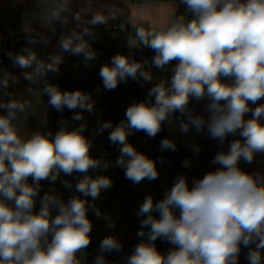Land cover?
<instances>
[{"label":"clouds","instance_id":"9594fccd","mask_svg":"<svg viewBox=\"0 0 264 264\" xmlns=\"http://www.w3.org/2000/svg\"><path fill=\"white\" fill-rule=\"evenodd\" d=\"M26 2L32 9L20 27L25 44L4 53L19 74L0 67V264H87L80 254L92 243L89 213L106 218L96 201L113 187L104 173L118 167L133 185L159 179L157 161L129 137L143 132L155 139L165 126L216 141L219 150L209 163L218 167L193 177L191 186L186 174L177 173L161 199L145 196L135 212L143 217L139 242L121 257L123 264H239L242 246L247 264H264V173L240 167L264 156V0H178L159 26L147 15V4L138 8L135 22L125 23L122 9L93 7L91 0H83L84 8L74 7V0H14ZM179 5L183 14H177ZM110 20L120 21L116 28L128 52L99 67L103 90L129 79L141 88L151 85L117 124L96 119L92 135L108 133L119 153L114 164L94 157L93 140L85 135L84 113L97 111L93 93L52 82L66 57L82 58L73 67H92L99 56L93 47L97 29ZM145 49L154 55L136 60L134 53ZM153 68L170 78L158 79ZM45 96L41 127L29 131L22 124L37 115ZM48 108L61 114L55 132L48 128ZM65 110L70 120L63 118ZM159 151L175 153L177 142L165 137ZM191 151L199 156L201 146L193 142ZM191 166L190 159L180 162L181 169ZM57 182L73 193L67 200L51 187ZM158 239L172 246L167 253L157 248ZM123 250L116 235H107L91 264H108L106 254Z\"/></svg>","mask_w":264,"mask_h":264},{"label":"trees","instance_id":"16d2710c","mask_svg":"<svg viewBox=\"0 0 264 264\" xmlns=\"http://www.w3.org/2000/svg\"><path fill=\"white\" fill-rule=\"evenodd\" d=\"M32 9L31 3L16 4L14 0H0V59H3L5 66H11L7 56L4 55L7 51H19L24 46L25 41L23 33L20 31L21 23L25 15L30 14ZM185 6L180 5L177 14H183ZM190 17V14H189ZM125 23L127 18L121 17ZM119 21V20H118ZM117 21V22H118ZM114 21H109L107 26H101L97 29L98 39L93 43L96 50L102 53L98 60L101 63L92 65L91 68H75L71 66H61L60 87L64 90L81 89L93 93V99L96 101L97 111L94 114L84 113L88 121V132L85 135L93 140L92 155L97 158H103L111 161L113 164L119 153L116 146L110 145L105 132L101 136H93L92 132L96 126V119L99 117L102 120H111L113 125L117 124L125 118V111L128 105L133 101H140L146 97L147 89L151 86L145 84L143 88L131 79L127 83H121L114 91H105L102 88V83L99 78V67L110 60V57L117 52L127 53L128 49L124 48L119 51V47L107 49V43L103 40L115 34L112 30ZM120 22V21H119ZM154 53L151 50L136 51L134 57L136 60H142L145 57L151 58ZM19 74V69L13 70ZM154 76L160 79L163 76L171 75L170 72H160L153 68L151 69ZM26 82H21L19 89L22 91ZM101 88L97 94L95 89ZM19 94V93H18ZM54 115V132L57 130V121L61 119V114L53 110ZM72 113L65 110L63 118L69 119ZM79 123V122H77ZM76 126V125H71ZM167 137L165 128L155 139H149L143 132H138L129 137V142L132 143L138 151L144 152L150 158L157 161V168L160 171L159 179L155 181L145 180L139 185H133L130 181L124 178L123 170L118 167H109L104 173L110 176L113 181V187L109 191L102 193L101 199L96 201L97 206L106 218L97 219L89 213V218L93 223V231L91 232L92 243L89 250L93 251L99 242L107 235H116L120 240L126 236L136 234L139 231V221L143 217L137 218L135 212L139 205L143 202L148 194H152L155 199H161L164 191L169 188L173 182V178L177 173L186 174L191 186L193 177H202L207 171L213 170L215 167L210 165V161L219 149H201L199 156H194L191 150L181 149L178 145V151L160 152V141ZM226 151L227 148H224ZM164 157V164L159 163V158ZM190 159L192 166L189 169H181L180 162L184 159ZM240 167L248 172H255L248 164L241 162ZM62 178L63 175H62ZM71 179V177H68ZM44 191L49 189L47 182H42ZM51 187L67 200L69 193L63 189L59 182ZM43 194V192L41 193ZM139 241L137 236L133 241L129 242L124 247L131 251L135 244ZM157 248L162 253H167L168 245L161 240L156 241Z\"/></svg>","mask_w":264,"mask_h":264},{"label":"crops","instance_id":"0c3cea01","mask_svg":"<svg viewBox=\"0 0 264 264\" xmlns=\"http://www.w3.org/2000/svg\"><path fill=\"white\" fill-rule=\"evenodd\" d=\"M93 7H100L102 5H110L116 8H120L123 10L124 15L123 18H127L126 22L129 20H133L135 22V13L138 8L142 5L147 4V15L151 19L154 26H159L162 24H166L168 22L169 16L171 12L174 10L175 6L178 4V0H91ZM74 7L84 8L85 4L83 0H74ZM180 7V5H179ZM179 10V8H178ZM111 21V20H110ZM124 21V20H123ZM119 21H114L112 24V30H115V34L105 38L103 41L107 43V46L110 45L109 48L113 49L115 47L125 46L126 40L124 38V34L119 33L116 24ZM41 54H43V50L41 49ZM99 53L98 58L101 56L100 50H97ZM81 59L79 57H66V62L64 65L70 63L73 60ZM63 66V65H62ZM53 83H57L60 86V76L52 79ZM47 97H43L42 101L37 103L35 100L34 103H37V115L30 117L28 120L24 121L22 126L28 129L29 131H34L37 128H40V115L44 114L45 106L47 105ZM264 103V100L261 101ZM255 107V105H253ZM197 113L201 112V108L197 107ZM47 118H48V128H51L54 132V115L53 109H47ZM47 131V129H44ZM165 132L167 137L175 139L177 145L184 150H191V144L193 142L199 144L201 149H219L217 146V142L206 138L205 136L198 135L195 131L189 132L187 136L181 135L178 131L173 132L170 128L165 126ZM233 139V137H229L226 141L224 148L228 147V143ZM254 171H259L264 173V156H257L254 162L249 165Z\"/></svg>","mask_w":264,"mask_h":264},{"label":"rangeland","instance_id":"374dc122","mask_svg":"<svg viewBox=\"0 0 264 264\" xmlns=\"http://www.w3.org/2000/svg\"><path fill=\"white\" fill-rule=\"evenodd\" d=\"M109 47H110V45H108L107 49H111ZM135 237H136V234L126 236L123 240H121V242L124 244V246H126L127 244H129V242L133 241ZM167 245H168V250H169L172 246L170 244H168V243H167ZM246 252H247V249H244L242 247L241 256L239 258V264H247V261L245 259ZM96 254L97 253H95V251L90 252L87 249L84 253H82L80 255L82 256V258L83 257H87V264H91V260H92V258L95 257ZM110 255H111V258H109V256H106V259L108 260V264L109 263L110 264H118L117 259H116V256H118V254L117 253H112Z\"/></svg>","mask_w":264,"mask_h":264},{"label":"built area","instance_id":"2783aa9c","mask_svg":"<svg viewBox=\"0 0 264 264\" xmlns=\"http://www.w3.org/2000/svg\"><path fill=\"white\" fill-rule=\"evenodd\" d=\"M189 18H190V17H189ZM129 30H131L130 26H129ZM124 48H126V47H125V46H120V47H119V51L123 50ZM81 59H82V58H81ZM81 59L73 60V61H71L70 63L66 64V66L68 65V66L73 67V65L80 64ZM98 63H101V60H96V61H94L92 65H94V64H98ZM0 67L7 68V69H9V70H11V71L14 70V69L12 68V66H5V65H4L3 59H0ZM75 68H84V67H83V66H80V67H75ZM170 76H171V75L163 76V77H161L160 79H163V78H170Z\"/></svg>","mask_w":264,"mask_h":264},{"label":"flooded vegetation","instance_id":"af4514ba","mask_svg":"<svg viewBox=\"0 0 264 264\" xmlns=\"http://www.w3.org/2000/svg\"><path fill=\"white\" fill-rule=\"evenodd\" d=\"M97 250H98V246L95 249H93V251H95V253H97ZM88 251H90V250L88 249ZM90 252H92V251H90ZM130 253H131V250L129 248H127V247H124L123 252L119 253L118 256H116L118 264H123V261L121 260V257L124 256V255H128ZM106 256H109V258H111L110 254H106Z\"/></svg>","mask_w":264,"mask_h":264},{"label":"bare ground","instance_id":"6f19581e","mask_svg":"<svg viewBox=\"0 0 264 264\" xmlns=\"http://www.w3.org/2000/svg\"><path fill=\"white\" fill-rule=\"evenodd\" d=\"M98 60V59H97Z\"/></svg>","mask_w":264,"mask_h":264}]
</instances>
